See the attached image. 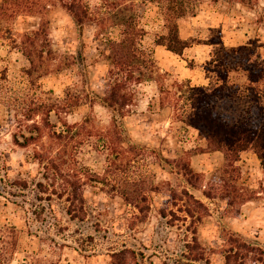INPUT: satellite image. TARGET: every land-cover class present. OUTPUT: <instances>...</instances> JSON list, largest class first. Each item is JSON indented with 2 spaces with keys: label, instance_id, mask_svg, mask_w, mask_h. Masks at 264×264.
Segmentation results:
<instances>
[{
  "label": "rangeland",
  "instance_id": "1",
  "mask_svg": "<svg viewBox=\"0 0 264 264\" xmlns=\"http://www.w3.org/2000/svg\"><path fill=\"white\" fill-rule=\"evenodd\" d=\"M49 18V37L59 54L82 52L86 76L74 77V70L52 73L42 81L41 90L35 89L23 73L27 60L10 48L9 36L0 39V264H111L112 254L125 248L135 252L126 264H224L226 244L232 237L264 249V170L260 163L245 155L238 162L237 171L221 175L222 155H194L205 140L177 117V84H207L204 67L215 58L219 46L194 44L179 56L156 45L162 21L153 6L144 12L148 34L142 43L154 51L165 76L136 87L133 104L120 120L124 144L116 145V150L129 145L137 148L140 156L135 162H122L120 168L128 169L137 180L147 179L156 188L149 194L150 211L143 215L124 200L119 187L90 181L85 176L86 184L81 190L85 199L83 212L67 214V195L60 198L50 195V191L38 192V182L51 189L48 184L54 180L51 169L47 179L43 176L46 169L35 159L36 151L60 147L54 132L66 130L67 126L58 123L55 129L44 128L37 116L42 127L38 131L31 126L34 121H28L24 114L49 98H63L69 85L77 89L73 93L84 85L91 94L92 102L62 115L68 125L86 122L77 139L69 144L72 150L75 148L77 162L63 167L66 179L59 177L56 185L72 179L68 167L71 170L87 166L96 176L105 177L110 150H104L102 144L111 130L113 115L103 101L108 62L100 56L103 37L98 35V28L86 25L80 35L71 15L59 4L51 8ZM37 21L20 19L14 29L28 30ZM180 34L202 41L220 35L225 46H249L264 58V0H253L250 5L235 0L204 4L197 16L180 21ZM111 35L117 37L118 31L112 30ZM48 90L53 92L43 93ZM260 91L264 106V86ZM14 134L21 142L30 143L16 144ZM163 157L190 160L193 169L202 174L198 189H194L209 210H196L202 220H184L185 202L177 199L172 203L170 190L180 192L191 187L176 165ZM215 175L216 197L207 198L202 190ZM163 210L166 217L160 213ZM194 236L205 249L204 259L194 260L201 253ZM188 243L193 247H187Z\"/></svg>",
  "mask_w": 264,
  "mask_h": 264
},
{
  "label": "trees",
  "instance_id": "2",
  "mask_svg": "<svg viewBox=\"0 0 264 264\" xmlns=\"http://www.w3.org/2000/svg\"><path fill=\"white\" fill-rule=\"evenodd\" d=\"M219 1L221 0H0V39L9 36L10 48L18 50L27 60L28 65L23 69V73L29 85L35 89L41 90L44 85L42 81L52 73L74 70V77L86 76L87 65L83 53L61 56L49 37L51 25L49 13L51 8L58 4L71 15L80 35L86 25L92 24L98 28V35L103 37L100 56L108 62L103 101L112 110L113 115L112 127L110 131L108 130V135H105L102 148L113 152L108 154L105 177L96 176L87 166L71 170L68 167L67 172L72 179L65 180L66 183L63 184H55L59 177L66 179L63 176L64 166L76 164L75 148L72 150L69 144L77 139L86 122L68 125L62 115L72 113L75 108L92 102L91 94L84 85L77 93H73L77 90L75 86L69 85L63 98H49L24 114L28 121H34L31 126L38 131L42 127L35 119L37 116L41 118L40 122L44 128L55 129L58 123L67 126L66 130L53 131L56 143L62 144L60 147L55 150L50 147L36 151L35 159L46 169L43 176L47 179V172L51 169L54 180L52 184H48L52 185L51 189L44 188L43 183L38 182L36 184L38 192L50 191V195H57L60 198L67 195L66 200L69 202L67 214L71 215L73 211L83 212L85 199L81 190L86 184L83 180L85 176L90 181L119 187L124 200L143 215L146 216L150 211L149 194L156 188H153L147 179L137 180L128 169L120 168L122 162L127 165L135 162L140 156L137 148L129 145L126 149L116 150V145L124 144L120 120L126 116L133 104L136 87L144 82L159 81L165 76V73L161 72L154 51L142 43L148 34L143 23L144 12L148 6L157 9L162 21V32L157 34L156 45H162L180 56L194 44L219 46L215 58L204 67L210 79L208 85H192L188 81H183L176 86L178 119L184 125L195 128L206 142V145L194 154L221 152L224 161L219 171L223 176L239 169L238 162L244 152L256 154L264 170V106L261 103L260 91L264 86V58L255 48L249 46L237 48L225 46L220 35L202 41L192 37L183 38L180 34L181 20L197 16L204 4H215ZM235 1L250 5L253 0ZM25 18L38 21L28 30H15L18 20ZM114 29L118 31L117 37L111 35ZM45 92L52 93L53 90L43 93ZM84 137L85 134L82 136L83 140ZM14 139L16 144L21 146L30 143L29 140L21 142L16 134ZM163 160L174 163L191 187L190 189L184 187L180 192L170 190L172 203L174 204L173 201L177 199L185 202L184 220L187 221L188 218L194 222L202 220V215H197L196 210H203L205 213L209 210L194 192V189L199 187L202 174L194 171L190 160L181 158L171 161L164 157ZM216 179L217 175L208 182L205 190H202V195L207 198L216 197L213 193ZM24 185L26 186V183ZM160 213L163 217L167 216L166 210ZM169 213L175 216V212ZM11 231H14V228ZM193 233L196 234V230ZM193 241L201 249V253L195 256L194 260L204 259L205 249L199 244L196 236ZM226 245L224 264H264L263 248L233 237L229 238ZM187 247L193 246L188 243ZM131 255L134 257L135 252L127 248L114 252L111 264H126Z\"/></svg>",
  "mask_w": 264,
  "mask_h": 264
},
{
  "label": "crops",
  "instance_id": "3",
  "mask_svg": "<svg viewBox=\"0 0 264 264\" xmlns=\"http://www.w3.org/2000/svg\"><path fill=\"white\" fill-rule=\"evenodd\" d=\"M158 46H162V45H158ZM188 49V48H187ZM186 49V50H187ZM168 52H170L169 50H167ZM170 53H172V52H170ZM173 54V53H172ZM155 55V54H154ZM173 55H176V54H173ZM180 56V55H179ZM157 59V58H156ZM158 61V60H157ZM158 64H159V62H158ZM160 66V65H159ZM205 71V70H204ZM206 73V72H205ZM206 77H207V79L209 80L208 82H207V84H199V85H208L209 84V82H210V79H209V77H208V75H207V73H206ZM203 140H205V139H203ZM206 145V142H205V144H204V146ZM204 146H201V147H204ZM215 153H220L221 155H222V157H223V161H224V156H223V154L221 153V152H219V151H216V152H209V153H199V154H194V155H200V154H215ZM245 155L246 156H248L251 160H256V161H258V163H260V161H259V159L257 158V156H256V154H254V153H252V152H244L243 154H242V156L243 157H245ZM242 158V157H241ZM190 163H191V161H190ZM260 165H261V163H260ZM193 168V167H192ZM195 171V170H194Z\"/></svg>",
  "mask_w": 264,
  "mask_h": 264
}]
</instances>
